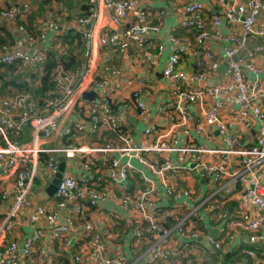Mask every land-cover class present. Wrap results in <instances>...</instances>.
<instances>
[{
    "label": "built area",
    "instance_id": "obj_1",
    "mask_svg": "<svg viewBox=\"0 0 264 264\" xmlns=\"http://www.w3.org/2000/svg\"><path fill=\"white\" fill-rule=\"evenodd\" d=\"M11 1L8 0V4ZM155 1L158 0H85V14L72 21L73 27L80 26L78 33L85 62L76 69L63 70L57 66L52 70L50 77L57 101L46 102L47 108L37 111L25 96L0 97V139L3 142L0 145V180H12L9 188H0V204L11 196L10 205L0 218V264H190V251L199 235L195 220H202L197 212L201 207L210 214L216 211L220 220L218 233L236 225L246 233L248 244L258 243L264 248V77L258 76L262 65L253 61L256 55H264V0H183L175 15L177 27L184 34L180 32L168 38L170 52L161 76L172 88L155 110L173 125L193 120L198 133L206 126L213 127L222 146L211 148L146 142L157 131L154 123H147L142 131L143 139L135 145L131 135L123 129L124 117L113 112L111 98L129 89L128 96L118 101L120 111L133 110L145 121L149 112L147 99L151 94L146 79L126 77L121 69L106 64L101 77L89 79L87 87L84 83L95 44L111 51L130 50L146 65L154 64L155 56L164 48L163 43L153 45V52L148 51L147 45L157 35L159 21L166 14V4L162 5L159 0L154 11L156 22L152 23L150 9L157 4ZM29 6L25 3L20 9L11 2L9 8L0 9V21L15 22L26 17ZM133 15L135 18L130 21ZM220 24H238L240 36H223ZM108 26L111 28L107 29ZM17 29L26 34V47L34 49L0 43V67L9 65L18 70L43 63L46 51L36 48L35 44L44 39L46 31L58 32L60 26L43 19L35 34L21 24ZM252 36L259 41L247 48L245 41ZM216 43L220 44V58L212 51ZM193 45L202 49L203 57L196 72L187 73L180 68L179 59ZM221 63L225 65L221 70L222 80L216 81L214 76ZM194 81L200 85H194ZM89 90L94 92L86 104L89 113L74 118L59 130L64 114L81 100L83 91ZM226 100H232L236 107L230 117L231 123L244 128L255 123L251 144L246 145L221 117ZM194 104L200 110L191 117L190 108ZM23 123L31 128L29 143L19 139ZM102 131L112 134V139H118L120 144L108 140L101 145H87L69 140L56 147L38 145L40 139L57 132L71 139L75 135L92 137ZM148 152L162 157L159 165L142 155ZM171 152L174 157L169 154ZM204 153L218 156L223 163L237 157V167L225 170V165L217 161L205 163ZM56 155L63 157L64 165L74 158L79 163L73 171L64 166L46 202L33 203L31 192L37 186V179L46 176L49 181L57 171ZM133 159L150 177L133 166ZM187 159L193 162L192 170L214 185L204 199L194 205H186L191 199L189 190H175L166 181L168 175L187 168ZM93 169L100 174L102 183H99L100 177L98 181L94 179ZM135 172L141 176L140 188L132 193L113 191L119 185L126 188ZM152 176L159 179V188ZM160 189L175 204L185 206L184 212L172 215L171 223L159 219ZM235 192L239 194L237 206L229 213L224 201ZM107 202L116 204L124 214L137 215L127 231V239L122 242L125 251L111 242L118 237L113 227L119 221ZM21 217L29 230L18 239L13 233ZM54 242L61 252L52 251ZM214 244L219 248L221 241H214ZM244 253L254 257L252 248L245 249ZM255 264H264L262 252Z\"/></svg>",
    "mask_w": 264,
    "mask_h": 264
},
{
    "label": "crops",
    "instance_id": "obj_2",
    "mask_svg": "<svg viewBox=\"0 0 264 264\" xmlns=\"http://www.w3.org/2000/svg\"><path fill=\"white\" fill-rule=\"evenodd\" d=\"M43 3V7L39 11V4ZM61 2H56L53 0H12L11 2H14L16 6H18L20 9L24 4H29V14L26 17L20 18L16 20L15 22H9L7 20H1L0 21V42H6L11 47H18L24 49L26 47L25 42V36L26 34L22 33L20 30L17 29V25L21 24L25 30L32 31V34L36 33V30L39 25V21L43 19H49L50 21L56 22L57 25L60 26V31L56 32L53 30H48L45 33L44 39L40 40L38 43L35 44V47L38 49H45L46 55L48 56V53H55L56 55L65 53V48L67 47L66 43H69L70 39L65 40V42H61L62 36H64L73 30V32H78L80 29V26H72V21L74 19V15L80 14L81 7L85 5V0H62ZM150 2H154V0H148ZM10 2V3H11ZM157 4H153V9H150V16L152 23H155L154 19V11L157 5H159V0L155 1ZM176 3L175 6L172 5V3ZM10 3L8 4V0H0V9L1 8H9ZM160 3L163 5L166 4L165 11L166 14L161 18V21H159V31L156 36L153 37V39L150 41L149 45H147L148 51H152L153 45H158L160 42L163 43V50L160 54H157L154 59V64L152 65H146L145 63L141 62V60H138V58L133 56V52L130 50H127V52H123L121 50H115L111 51L109 49H105L100 47L99 45L95 44L93 46V51L91 53V57L89 60V64L87 67V73L84 77V83L89 86V79L98 78L102 76V67L106 64L111 65L113 67H117L121 69L122 73L126 77H133L135 79H146L147 83L151 86V94L149 95L147 99V103L149 105V112L146 115V120L142 121L140 118H138L133 110L128 111H120L119 103L118 101L121 98H126L129 93V89H126L123 92L115 93V95L111 98L112 99V110L114 113H117L119 117H124L122 126L123 129L126 130L131 137L133 138L134 144L137 145L140 141V139H143L142 131L143 128L147 125V123H154L157 125V131L152 134L150 137L147 138L146 142L154 143L156 141L165 142L168 144H174L176 146H185L189 144H195L202 147H221V143L219 141V136L217 134V131L210 126H206L204 131L198 133L196 130V127L194 126V121L190 120L187 121L184 124H178L173 125L167 118H165V115H160L155 110L157 106L165 100V98L169 95L170 90L172 88V84L169 82H166L162 76L161 71L163 68V64L169 54V41L168 38L170 36H173L175 34L183 33L182 30L177 27L176 24V16L178 13V10L180 9L181 4L183 3V0H162ZM216 7L214 6V9ZM135 15L130 16L129 20H134ZM60 19V23L58 20ZM111 27L108 26L107 29H110ZM219 29L223 36H229L234 35L236 37H239L241 34V29L238 24L236 25H222L220 24ZM73 32L71 34H73ZM60 38V40H59ZM59 40V41H58ZM259 41V38L255 37H249L247 38V41H245V45L247 48L251 47L253 43H256ZM27 48V47H26ZM213 53L220 58L221 50H220V44L216 43V46L213 47ZM34 49L27 48V50ZM242 54V53H240ZM203 57V51L202 49L197 46L193 45L190 48H187L186 53L181 55V58L179 59V66L181 69H183L187 73H194L197 70V65L202 61ZM47 59V57H46ZM79 59L80 63L79 66L82 65L85 61L83 60L82 53H79ZM201 60V61H200ZM254 62H256L258 65H262V72L259 73V77H264V55H256L253 59ZM223 64V63H221ZM220 64V65H221ZM43 63L36 64L35 67L32 69L23 70L24 72L30 71L35 73V77L29 78L24 77L22 79L23 82L17 83L16 79L9 78L10 81H6L7 77L5 75V69L8 71L6 67H0V97L9 96L13 97L15 96L16 91H20L18 86L25 85L27 86L26 91L24 92L28 95L29 102L34 105V109L39 111L42 110L44 106H41L39 104V97L38 94L33 93L31 91V88L35 86H39L40 80H39V72L42 74V69L40 71L39 68L36 67H42ZM219 65V67H220ZM10 67V66H9ZM40 67V68H41ZM36 68V70H35ZM10 69L15 70L14 72H17V69L14 66H11ZM219 69V68H218ZM35 70V71H34ZM218 74L214 76V79L216 81L222 80V71L218 70ZM39 76V77H38ZM253 78V76H250ZM38 79V80H37ZM37 82L35 83V81ZM177 82V81H176ZM194 85L198 86L200 85L199 82L196 83V81L193 82ZM89 88V87H88ZM53 97V96H52ZM57 101V95L53 98L48 97L45 99L46 102L49 101ZM87 99H84L81 97V100L77 101V104L74 105L68 112H66L63 116L64 120L61 119L59 123L58 129L60 130L62 126L67 125L74 121V118L85 116L89 113V109L87 108ZM235 105L232 100H226V103L224 104V110L221 112V117L224 119V121L228 124L230 129H233L235 133H237L241 139L246 143V145L251 144L254 141L255 137V123L253 122L248 128H244L236 123H231L230 117L235 112ZM191 117H195V115L198 114L200 107L196 104L192 105L191 108ZM58 130V131H59ZM22 137H25L28 139L27 141H24V143H29L31 139V128L28 123H23L21 127V134L19 139L21 140ZM112 134H110L107 131H102L98 135H94L92 137H89L87 135H75L74 138L68 139L67 137H64L60 135L58 132L52 135L49 138L46 139H40L38 142V145L42 147H56L61 144H64L67 141H72L77 144H102L104 142H107L108 140L112 142L119 143V140ZM3 144V142L0 139V145ZM120 144V143H119ZM172 157H174V154L171 152L169 153ZM142 155L146 156V158L153 163L154 165H159L161 162L162 157L158 153L148 152V153H142ZM58 155H56L57 157ZM125 158H122V160ZM203 159L205 163H211V162H219L220 164H224L225 167L223 169L229 170L232 168L237 167V157H231L229 160V163H223L220 161L219 157L214 154H203ZM134 160V159H133ZM79 161L78 159L74 158L73 160L67 161L64 166L65 168L71 169L73 171V168L78 165ZM133 166L137 169H140L142 174L146 177H150L147 170L143 169L142 166L136 161H131ZM99 166V164L97 163ZM185 165L187 168H181L179 171L172 175H168L166 178V181L171 184L173 189L180 190V189H187L191 192V199L187 200L186 205H194L197 202H200L204 199V197L214 188V185L212 182H207V178H202L198 175V173L195 170L191 169V165H193V162L190 159H187L185 161ZM76 170V169H75ZM93 177L94 179H98L100 177L99 183L103 182V179L101 178L98 171H95L93 169ZM152 180L155 184V186L158 188L160 187L159 179L157 177L152 176ZM50 181V180H49ZM46 176L41 177L40 179H37V186L34 187V189L31 192V199H33V203H43L44 201L49 198L48 195L45 194L44 188L48 184ZM98 181V180H96ZM45 182V183H44ZM12 183L11 179L8 180H0V188H9ZM141 176L138 172L133 173L132 178L128 179V184L125 187L119 185L113 189L116 193H122L123 191H129V193H132L136 191L138 188L141 187ZM42 184V186H40ZM39 192V193H37ZM160 200L159 196L157 198V205H161L157 209V212H159V219H162L163 221L166 220L167 223L172 222V215L175 212H184V205L182 203L175 204L174 200L170 196H166L163 193V189H160ZM238 192L233 193L229 197L225 198L224 205L229 213L233 212V210L236 209L237 201H238ZM11 202V196L0 204V218L4 214V212L7 210L8 206ZM107 206L113 207L115 210L119 224L113 227L114 232L118 234V237L115 239H112V243L114 247H120L122 250L125 251V248L122 245L123 240H126L128 237L127 231L131 227V222L137 215L135 214H124L122 210L116 205L111 204L110 202H107ZM103 212L105 210H102ZM199 214H201L202 220L196 219L195 222L199 227V235L198 237H207L208 236V230L211 228L218 227L220 220L216 216V211L210 214V212H204L203 208H199L197 210ZM169 217L167 218V216ZM93 219L96 218L95 215H92ZM24 217H21L19 219V223L15 228L14 231V237L20 239L23 235H26L28 232V228L23 224L24 223ZM123 228H125L126 231L122 232ZM226 231L221 233H216L214 241H221V244L219 252H227L231 251L235 248H241V252L244 253L245 249L252 248L254 250V257H247L250 264H255L258 257L259 252H262V258H264V248L260 247V245L257 244H248L246 241V233L239 227V226H230L229 228L225 229ZM102 231V230H101ZM120 237V238H119ZM197 237V238H198ZM52 251H62L56 242L52 245ZM210 252H213L209 249H207L203 243L196 239L195 243H193V247L190 251L189 257L192 259L190 264H201V261L208 262ZM218 252V253H219ZM215 253V252H214ZM54 255V254H52ZM203 255L204 257H200ZM53 259L56 260L57 257L53 256ZM240 261H236L235 263H239Z\"/></svg>",
    "mask_w": 264,
    "mask_h": 264
},
{
    "label": "trees",
    "instance_id": "obj_3",
    "mask_svg": "<svg viewBox=\"0 0 264 264\" xmlns=\"http://www.w3.org/2000/svg\"><path fill=\"white\" fill-rule=\"evenodd\" d=\"M53 1L63 3L62 0H53ZM43 3L44 1L39 4V11L43 7ZM80 12H81L80 14H77L76 16L74 15V18L85 14L86 5L81 7ZM72 32L73 30H71V32H68L64 36V38L62 36L61 38L62 40H60L63 43L65 42V40L70 39L69 43H66L67 47L65 48V53L58 55H56L55 53H50V54L48 53L47 59H45L42 65V74L39 78L40 80L39 86H35L34 88L33 87L31 88V91L33 93L38 94L39 97L38 101L41 106H44L43 109L47 108L48 106L46 105L45 99L48 97L53 98L55 96L54 84L51 82V77H50L52 70L57 66L61 67L63 70L76 69L77 67H79V63H80L79 53H82V40L80 33L75 31L73 32V34H71ZM0 43H4V42H0ZM3 66L4 68L6 67L7 69H10L11 67V66L9 67V65H3ZM18 87L20 91L28 90L27 86L25 85ZM42 160H44V157H42ZM247 257H248L247 255H244L241 252V248L239 247L223 253L210 252L209 261L211 262V264H236L235 263L236 261H240L237 264H250L249 260H247L248 259Z\"/></svg>",
    "mask_w": 264,
    "mask_h": 264
},
{
    "label": "water",
    "instance_id": "obj_4",
    "mask_svg": "<svg viewBox=\"0 0 264 264\" xmlns=\"http://www.w3.org/2000/svg\"><path fill=\"white\" fill-rule=\"evenodd\" d=\"M224 68H225V65L222 64V65H220L219 70H223ZM81 96L84 99L90 100L94 96V92L92 90L83 91L81 93ZM56 160H57V171L44 188V192L48 196H50L54 192L55 187L59 181L60 173L64 170L63 157L61 155H58L56 157ZM216 233H217V229L211 228L208 230V236L207 237H200L199 236L197 239L200 240L207 249H209L215 253H218L219 249L217 247H215V244L213 242V239L215 238Z\"/></svg>",
    "mask_w": 264,
    "mask_h": 264
},
{
    "label": "rangeland",
    "instance_id": "obj_5",
    "mask_svg": "<svg viewBox=\"0 0 264 264\" xmlns=\"http://www.w3.org/2000/svg\"><path fill=\"white\" fill-rule=\"evenodd\" d=\"M172 5L173 6H175L176 5V3H172ZM60 21V19L58 20V22ZM60 23V22H59ZM59 40H60V38H59ZM58 40V41H59ZM36 65H33V66H30V67H28L27 69H32L33 70V67H35ZM41 67V66H40ZM40 67H36V68H39L40 69V71H41V69H42V67L40 68ZM36 68H35V70H36ZM26 68L25 69H23V70H27ZM34 70V71H35ZM15 70H11V69H9L8 71H6L5 72V75H6V77H7V80L6 81H10V79L9 78H14V79H16V81H17V83H21V82H23L22 81V79L24 78V77H29V78H33V77H35V73H33V72H30V71H27V72H24V71H22V69H18L17 70V72H14ZM39 75L41 76V74H40V72H39ZM39 77V76H38ZM40 78V77H39ZM38 80V79H37ZM37 80L35 81V83L37 82ZM15 95H21V96H25L24 98L28 101L29 99H28V96L26 95V93H24V92H21V91H16V93H15ZM3 97V96H2ZM28 139H26L25 137H22V139H21V141L22 142H24V141H27ZM30 140V139H29ZM200 257H204L203 255H201ZM204 261V260H203ZM203 261H201V264H211V262L208 260V262H203Z\"/></svg>",
    "mask_w": 264,
    "mask_h": 264
}]
</instances>
